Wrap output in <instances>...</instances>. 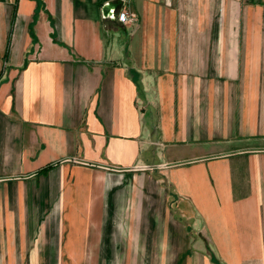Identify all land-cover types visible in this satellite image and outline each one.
Listing matches in <instances>:
<instances>
[{"label": "crops", "instance_id": "1", "mask_svg": "<svg viewBox=\"0 0 264 264\" xmlns=\"http://www.w3.org/2000/svg\"><path fill=\"white\" fill-rule=\"evenodd\" d=\"M0 264H264V0H0Z\"/></svg>", "mask_w": 264, "mask_h": 264}, {"label": "water", "instance_id": "2", "mask_svg": "<svg viewBox=\"0 0 264 264\" xmlns=\"http://www.w3.org/2000/svg\"><path fill=\"white\" fill-rule=\"evenodd\" d=\"M118 3H111V2H106L103 7H102V13L104 17H113L114 15V10L116 9Z\"/></svg>", "mask_w": 264, "mask_h": 264}, {"label": "built area", "instance_id": "3", "mask_svg": "<svg viewBox=\"0 0 264 264\" xmlns=\"http://www.w3.org/2000/svg\"><path fill=\"white\" fill-rule=\"evenodd\" d=\"M117 18L120 22L127 23V22H131L134 16L129 15L128 12L125 10H121L119 11Z\"/></svg>", "mask_w": 264, "mask_h": 264}, {"label": "trees", "instance_id": "4", "mask_svg": "<svg viewBox=\"0 0 264 264\" xmlns=\"http://www.w3.org/2000/svg\"><path fill=\"white\" fill-rule=\"evenodd\" d=\"M136 83H137V86H138V92L140 93V86H139V81L138 79L136 78ZM215 260V259H214ZM216 261V260H215Z\"/></svg>", "mask_w": 264, "mask_h": 264}, {"label": "rangeland", "instance_id": "5", "mask_svg": "<svg viewBox=\"0 0 264 264\" xmlns=\"http://www.w3.org/2000/svg\"><path fill=\"white\" fill-rule=\"evenodd\" d=\"M152 174H154V173H152Z\"/></svg>", "mask_w": 264, "mask_h": 264}]
</instances>
